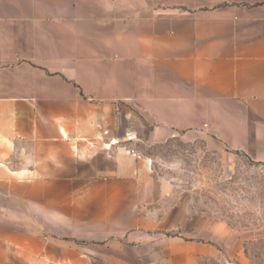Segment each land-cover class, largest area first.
I'll list each match as a JSON object with an SVG mask.
<instances>
[{
	"label": "crops",
	"instance_id": "crops-1",
	"mask_svg": "<svg viewBox=\"0 0 264 264\" xmlns=\"http://www.w3.org/2000/svg\"><path fill=\"white\" fill-rule=\"evenodd\" d=\"M135 110L149 144L202 132L264 162V0H0V264L216 256L165 234Z\"/></svg>",
	"mask_w": 264,
	"mask_h": 264
},
{
	"label": "rangeland",
	"instance_id": "rangeland-1",
	"mask_svg": "<svg viewBox=\"0 0 264 264\" xmlns=\"http://www.w3.org/2000/svg\"><path fill=\"white\" fill-rule=\"evenodd\" d=\"M127 121L138 131L132 147L151 158L154 171L171 187L174 224L165 234L216 247V256L195 264H264V162L202 132L149 144L150 123L136 110ZM180 205L185 213L177 210Z\"/></svg>",
	"mask_w": 264,
	"mask_h": 264
}]
</instances>
